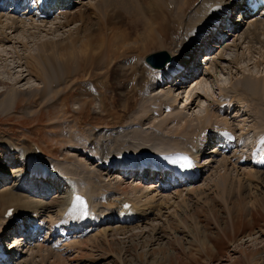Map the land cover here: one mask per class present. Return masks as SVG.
Wrapping results in <instances>:
<instances>
[{
  "label": "bare ground",
  "instance_id": "obj_1",
  "mask_svg": "<svg viewBox=\"0 0 264 264\" xmlns=\"http://www.w3.org/2000/svg\"><path fill=\"white\" fill-rule=\"evenodd\" d=\"M100 2L106 9L111 8V0H65L56 2L46 14L41 11L40 5H25L21 0H0V47L9 48V43L18 40L11 47L13 51H7V55L17 54V66L13 69L25 67L23 73H29L21 76L24 78L18 83L34 76L37 69L49 67L48 72L40 70L42 77L37 82L41 87L28 90L26 98L31 99L38 94L40 103L50 104V98L53 99L61 86L68 83L65 76L82 72L94 75L109 56L111 70L115 67L119 80L121 77L126 79L125 85L120 86H127L128 90L124 89L119 94L121 100L132 104L129 90L139 92L138 96L145 95L141 98L142 102H159L165 112L171 113L166 117L161 111L154 112L157 110L154 106L152 111L149 106L137 108L138 102L134 98L129 111L133 116L131 119L128 120V112L125 121H118L111 109L109 113L114 117L111 127L90 130L87 139L82 142L74 138L76 134L69 136V151L80 152L88 161L96 163L94 166L93 162L88 165V161L82 163L73 159L70 162L69 157L55 161L46 156L45 150L37 144L26 143L30 147H25L12 138L3 139L0 142L3 149L1 157L4 155V159H0L3 162L0 165V200L10 202V205L0 216V237L3 233L6 239L5 233L13 227H20L22 235H14L15 240L7 251L0 244V264H69L74 255L79 259L84 248L102 235L137 230H140V235L144 234L160 204H174L187 196L209 190V184L202 187L197 184L201 180L205 182L207 177L212 176L210 185L221 188L227 187L230 182L240 186L264 179V77L258 80L249 71L254 77L251 79L249 74L240 71L241 67L236 66L244 53L243 45L248 44L250 52L256 49V45L264 50V16L251 15L248 8L238 6L241 0H112L131 16L129 22L139 31L141 39L130 38L117 26L111 28L110 41L105 39L109 28L102 34H94L93 29H70V23L85 9L94 5L102 9L98 5ZM232 10L238 15L234 24L225 18ZM217 20L228 24L226 28L229 31L225 28L217 34L213 26ZM26 33L58 36L40 39L36 42L34 53L22 56L14 45L23 42L24 46L25 42L20 36L16 39V36ZM203 33L205 35L200 36ZM209 33L211 35H207ZM86 34L87 42H83ZM222 35L224 37L220 39ZM213 37V44L207 46L209 42L206 39ZM78 47L82 49L79 51ZM163 47L169 48L165 51L174 62L161 70L147 66V52ZM95 48L103 51V56L99 57L102 61L96 56L98 52ZM136 50L143 54L134 53ZM228 52L233 54L232 58H227ZM202 53L204 63L200 61L195 68L206 67L207 76L216 82L218 96L199 92L197 86L203 81L196 82L193 90L187 96L185 94V110L179 109L176 104L181 99L175 93L190 88L189 81L198 71L188 72L191 68L187 63ZM62 54L68 59L64 60ZM183 68L188 69L182 75H187V79L183 82L182 78L173 80V74ZM7 71L12 74L10 69ZM226 71L240 72L241 78L235 81L230 77V83L223 85L216 76ZM130 73L134 80L130 78ZM62 74V80H57L56 77ZM143 79L144 84H139ZM82 85L89 96L99 102L102 111L106 98L102 88L94 80L83 81ZM118 91L119 88L116 89ZM13 92L15 96L9 108L17 104L23 95L20 89L13 88ZM203 99L207 102L204 115H188L196 103L200 106ZM233 112H237L234 121L244 119L239 122L243 123L240 124V136H235V125L233 127L230 123L229 116ZM153 119L160 120L156 127L151 125ZM148 121V127L143 129ZM170 123L177 124L175 132L168 128ZM250 132L254 133V141L249 148L251 157L247 158L243 147L247 146L245 137ZM213 141L215 145L205 155L203 149ZM8 151L11 158L6 160L10 157ZM182 158H187L190 165ZM203 159L206 162L201 163ZM177 162L185 163V170L175 171L172 165ZM165 166L167 168L163 169ZM154 168L162 177L166 173V178H162L159 184L155 182L156 175L147 178L141 173L151 174ZM117 174L120 175L114 180ZM8 178H13L15 184L7 188L5 182ZM114 181L117 183L113 184ZM119 183L125 187L119 189ZM49 190H55L60 197L54 209L49 202ZM126 203H130L131 207L126 208ZM11 209L13 214L8 217Z\"/></svg>",
  "mask_w": 264,
  "mask_h": 264
},
{
  "label": "rangeland",
  "instance_id": "obj_2",
  "mask_svg": "<svg viewBox=\"0 0 264 264\" xmlns=\"http://www.w3.org/2000/svg\"><path fill=\"white\" fill-rule=\"evenodd\" d=\"M85 2H89V0H85ZM98 5L102 9H98L97 5H94L91 9H85L86 11L84 10L82 15L78 16L70 23V29H73V31H77L79 28L82 31L93 29V31H95L94 34H102L109 28L107 34L109 37L106 35L105 39L110 41L109 38L112 35L111 28L117 26L121 27L130 38L134 40L141 39V35L138 33L139 31L135 30L136 27L132 26L129 22L131 16L125 13L119 6L117 7V4L115 5L112 0L111 8L106 9L101 2ZM237 19L238 16L232 17L233 21H237ZM221 30H223V28H220L219 32H222ZM224 35L229 37L227 33H224ZM19 36L20 39L25 42V45L23 46L22 42L20 44H15L14 47H18L17 50L20 51V54L26 56V53L35 52L37 48L36 42L40 39H52L57 37L58 34L45 37L46 34L44 33H26L18 34L16 39H18ZM66 36L67 35L64 37ZM87 36L88 34L84 36L83 42H87ZM229 38L230 40L232 39L231 37ZM17 41L9 43L7 45L9 48L6 46L3 48L0 47V54L2 55L0 57V142L5 138H12L16 140L18 144H24L20 146L30 147L26 145V143L37 144L45 150L46 156L55 161H62L65 157H69L71 159L70 162H73L72 160L74 159L86 163L88 159L85 155L77 151H69L67 148L70 146L68 137L76 134L74 138L82 142L87 139L90 130L92 131L97 127H111V123L114 122V117H111L109 113L111 109L118 121H125L128 117V112L132 109L130 107L135 98L138 102L137 108L149 106L152 111V107L154 106L157 107V110L154 112L161 111L166 117L171 113L168 112V114L165 112L161 108L159 102H142L141 98H145V95L140 97V95L138 96V94H140L139 92H131L129 90V96L132 97V104L121 100L122 98L119 94L124 89L128 90V88H126L127 86H120L125 85L126 79L121 77L120 81L118 70H115V67L111 70V57L108 56L104 60L99 58L103 56V51L99 48L98 50L95 48L98 52L96 56L100 61L103 60V66L99 68L100 70H98L96 74L93 75L82 72L81 74L79 73V75L65 76V78L68 79V83L65 86H61L60 91L54 94L53 99L50 98V104L40 103L38 94H35L31 99H27L28 90L41 87L40 83L37 82L42 77L40 72H48L49 67L37 69L34 76H29L24 82L18 83L24 78L21 76H27L29 73H23L25 67H16L13 69V67L17 66V54L7 55V51H13L11 47ZM206 44L209 46V43ZM245 45H243L244 53L236 66L241 67L240 71L249 74L251 79H254L253 76H257L258 80H261L264 77V50L259 47L260 45H256V49L250 52L247 47L249 45ZM81 49L82 47H78L79 51ZM162 50L169 51V48L165 49L163 47V49L160 50L159 48L151 49L147 52L145 57L153 54V52L156 53ZM136 52L138 54L141 53L140 55L143 54L139 50L134 51V53ZM109 55H111V53ZM202 55L203 53L199 54L198 57H195L193 60L191 59L190 62L187 63L190 65L191 69H181L177 74L175 73L174 79L178 81V79L181 78L180 76L185 74L187 70L191 73L192 70L194 71L197 69L195 66H198L200 61L204 63L205 58L203 57L204 55ZM231 55L233 54L228 52L227 58H232L233 56ZM62 58L64 60L68 59L65 54H62ZM257 61H260V63L257 64ZM224 62L229 61L225 60ZM61 64L64 66V62ZM6 69H10L12 74L10 75ZM197 70L196 75L189 81L191 83V87L188 88L189 90H180L175 93L177 96L179 95L181 99L176 104L179 109L185 110L187 93L193 90V86L196 85V82L199 83L203 81L201 85L197 86L199 92H206L208 96L212 94L214 97L218 96L216 82L214 79H209L206 67L199 66ZM63 76V74L58 75L56 79L62 80ZM261 76L263 77L261 78ZM216 77L221 84L227 86L232 79L238 81V79L241 78V73L237 71L233 73L226 71L225 73L217 74ZM29 78L31 80H28ZM130 78L134 80L131 73ZM87 80L96 81L102 88L101 90L106 94L104 100L105 108L102 111L99 102L92 96H89L85 87L82 85V82ZM204 80L207 81L205 82ZM144 81V79L143 81L140 80L139 84L143 85ZM13 88L15 90L20 89L23 97L21 96L17 104L9 108L15 96ZM118 88L119 91L116 92ZM183 92L185 93L183 94ZM51 96L52 94L50 97ZM123 99H125V97H123ZM206 107L207 102L203 99L200 106L196 103L189 114L188 112L185 113L190 116L196 114L204 115ZM27 108L29 110H27ZM237 112H233L229 117H231L230 123L233 124V127L235 125V136H240V124L243 123L239 122L244 121V119L239 118L238 121H234ZM129 114L128 120L133 117L130 112ZM244 118L247 119L246 117ZM159 121L158 119H153L151 122V125H153L152 127H156ZM148 124L149 121L144 124L143 129L147 128ZM176 126L177 124L170 123L168 128L174 129L173 132H175L177 130ZM101 128H97L98 131H100ZM107 128L111 129L109 127ZM98 133L99 132L96 134ZM249 134L245 137V139H247L245 140L247 146L244 144L246 147H243L245 148L244 152L247 153V158L251 157V149L249 148H251L254 141V133L250 132ZM214 145V141L210 142V144L203 149V153H205V155L209 153ZM233 151L234 150H232L231 153H233ZM2 152L3 149L0 148V159H4V155L1 157ZM5 153L6 152H4V154ZM8 154L10 156L9 151ZM7 157L8 156H6V158ZM10 158L11 156L6 160ZM204 159L201 160V163L206 162ZM91 162L93 161H88L87 164L89 165ZM2 163L3 162H0V165H2ZM95 164L96 163L93 162V166ZM134 171H136V169ZM119 173H121V171ZM142 174L147 177L146 172H142ZM119 175L120 174L115 175L113 177L114 180L116 177L118 179ZM211 180L212 176L207 177L205 182L201 180L197 183L201 187L209 184V190L207 191L187 196L182 201H177L174 204H160L155 210L151 224L144 234L140 235V230H137L126 232L118 231L114 233V235L108 236L102 235L92 240L89 245L84 248V252L81 251L82 253L79 259L74 255L75 258L72 259L69 264H264V179L260 182L253 180L245 184L242 183L240 186L237 183L230 182L225 188L210 185L212 183ZM157 181L158 177L156 176L155 182ZM5 183L8 188L14 186L13 184H15V181L13 178H8ZM116 183V181L113 182V184ZM126 184H128V182H126ZM129 184H131V181ZM117 187L121 189L124 188L125 185L119 183ZM55 192V190H49L48 192L50 195L49 202L52 204L53 209L60 200V197L56 195ZM185 194L186 193H184V195ZM129 196L132 197L131 192ZM9 205L10 202L0 200V216L4 208ZM52 211L54 214L56 213L55 210ZM43 216L44 218L46 217L44 214ZM19 228L20 227H18V229ZM47 228L48 227H45V229ZM8 237L9 241L5 249L10 242L12 243L14 241L13 233L8 234ZM18 248L19 247H17V249Z\"/></svg>",
  "mask_w": 264,
  "mask_h": 264
},
{
  "label": "water",
  "instance_id": "obj_3",
  "mask_svg": "<svg viewBox=\"0 0 264 264\" xmlns=\"http://www.w3.org/2000/svg\"><path fill=\"white\" fill-rule=\"evenodd\" d=\"M169 61V54H166L164 52H156L154 54H150L145 59V63L156 70L162 68L163 64Z\"/></svg>",
  "mask_w": 264,
  "mask_h": 264
},
{
  "label": "snow or ice",
  "instance_id": "obj_4",
  "mask_svg": "<svg viewBox=\"0 0 264 264\" xmlns=\"http://www.w3.org/2000/svg\"><path fill=\"white\" fill-rule=\"evenodd\" d=\"M185 163L190 165V161H188L187 158H185Z\"/></svg>",
  "mask_w": 264,
  "mask_h": 264
}]
</instances>
